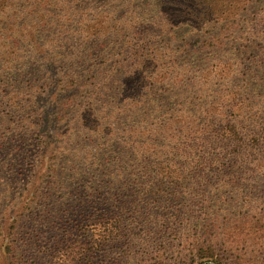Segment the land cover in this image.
Masks as SVG:
<instances>
[{
	"label": "trees",
	"instance_id": "1",
	"mask_svg": "<svg viewBox=\"0 0 264 264\" xmlns=\"http://www.w3.org/2000/svg\"><path fill=\"white\" fill-rule=\"evenodd\" d=\"M66 1L0 0V143L19 135L25 141H36L38 154L48 157L39 166V180L32 183V191L24 190L25 195L29 194L18 205L20 216L33 205L48 200L46 188L65 191L62 180L70 178L68 175L83 177L81 166L71 161L64 144L90 133L96 137L91 141L96 142V173H100L96 177L97 188L103 183L110 188L118 185L136 199L133 204L159 206L156 202L162 205L174 199L172 210L164 209L168 214L163 218L156 217L154 212L141 224L147 225L148 220L154 219L155 235L164 230L160 235L165 238H160L159 246L164 245L166 238L184 240L188 254L181 264H192L194 260L198 264H255L239 252L217 250L218 238L192 240V223L188 222L191 218L178 209L184 194L206 181L207 175L215 176L224 187L227 177L228 186L236 185L242 181L244 169L250 171L253 165L264 164V110L258 112L247 105L241 76L240 84L234 82V87L232 81H226L225 70L236 71L239 58L234 54L229 59L220 56L228 44L242 39L241 28L236 26L246 4L233 18H224L219 28L206 29L202 21L216 18L214 10L201 14L200 3L188 0L187 7L180 0H171L169 6L184 9L192 15L188 18L196 22L194 30L167 35L170 40H181L176 47L181 53L178 59L171 55L144 58L137 46L129 51L131 56L122 52V46L115 54L96 52L98 47L107 48L105 41L96 47V43L79 40L85 35L80 30L95 31L96 36L95 20L73 33L72 23L64 20L61 10ZM255 2L249 0L248 5ZM76 16L82 21L80 16L84 13L73 14L69 21ZM212 21L215 20L209 22ZM47 30L50 36H44ZM98 33L103 34L100 30ZM171 44L170 41L163 49L171 50ZM206 54L219 64L209 65L210 72L198 65L202 75L196 74L194 62L188 64V57L210 58ZM254 69L251 66L248 71ZM210 74L225 81V90L217 97H207V91L201 89L194 92L201 83L200 77L208 81ZM92 86H96V110L94 99L91 105L79 110L78 101ZM75 125L80 128L76 135ZM52 205V209L58 207ZM121 212L101 219L105 222L92 216L78 224L87 245L100 250L125 235L138 236L134 223H129H136L137 218L124 220ZM133 213L137 215L139 210ZM2 222L0 262L24 264L19 241L22 221L6 217Z\"/></svg>",
	"mask_w": 264,
	"mask_h": 264
},
{
	"label": "rangeland",
	"instance_id": "2",
	"mask_svg": "<svg viewBox=\"0 0 264 264\" xmlns=\"http://www.w3.org/2000/svg\"><path fill=\"white\" fill-rule=\"evenodd\" d=\"M170 1L67 0L64 2L66 7L61 10L64 12V20L72 23L73 33L90 20H95L96 36L95 31L86 33L80 30V33L85 35L79 40L96 43V47L98 43L100 45L105 41L107 48L98 47L99 50L97 48L96 52L103 50L115 54L120 52L119 47L122 46V52L129 53L133 46H137L143 52L144 58H148V55L160 57L171 55L179 59L181 53L176 47L180 45L181 40L177 37L170 40L167 35L194 30L196 22L188 18L192 15L186 13L184 9L169 6ZM185 1L188 0H180L179 3L190 7V3ZM192 1L195 4L200 3L198 10L203 11L201 14L206 12L205 10H214L218 15L216 18L202 21L206 29L219 28L224 18L228 16L233 18V14L241 11L243 4H246L244 5L246 8H243L239 15L240 24L236 26L241 28L242 39L231 45L228 44L226 51L220 56L224 58L229 56L227 58L229 59L234 54L239 58L236 71H230L229 68L225 70L226 81H232L234 87V82L240 84L241 76L244 80L242 84L247 105L255 111L262 112L264 110V0H256L250 6L249 0H243L241 3H239L241 0H190L189 2ZM80 12L84 13V16H80L82 21L77 20V16L69 21L73 14ZM211 19L219 22H209ZM186 22L192 23L183 24ZM98 30L103 34H99ZM44 36H50V31L47 30ZM170 41L171 50L163 49ZM129 55L131 56V53ZM206 56L210 58L202 56L200 57L202 59L192 60V56L188 57V64L194 62L196 74L199 72V75H202V71L196 68L198 65H203L206 69L209 65L211 67L219 64L211 55L206 54ZM251 66L255 67L253 72L248 71ZM245 74L247 75L243 76ZM210 75L212 78L208 81L200 77L201 83L194 92L201 89L207 91V97H217L225 90V81L220 82L219 76ZM221 83L224 84L220 85ZM96 86H92L90 91H86L87 93L81 96V100L78 101L79 110H83L82 106L91 105L93 99L96 110ZM153 99L154 97L148 100ZM145 107L148 108L147 105ZM79 129V126L75 125L73 133L76 135ZM8 130L9 128L7 132ZM7 136L9 139L10 136ZM79 137L80 139L74 137L73 140L66 141L64 146H68L71 161L81 166L80 174L83 177L68 175L70 178L62 180L65 191L52 192L51 186L46 188L45 199L48 200L38 206L33 205L32 209L21 216L22 211L18 212L20 208L18 205L21 201L27 200L29 194L26 192L25 195L24 190L32 191V183L39 180L37 176L39 166L42 162H47L48 157L38 154L36 141H25L19 135L15 136L14 140L9 139L0 143L2 145L0 147V232L4 231L1 229V226L4 227L2 219L19 218L22 221L19 241L24 253V264H155L157 262L181 264V260L188 254L185 241L171 237L170 240L166 238L164 245L159 246L160 238L162 236L165 238L164 235H160L164 230H158L160 231L156 232L158 236L155 235L154 219L148 220L147 225L141 224L142 220L154 212H157L156 217L163 218L164 214H168L164 209L172 210L174 199L167 200L162 205L156 202L159 206L145 205L146 203L133 204L136 203V199L118 185L110 188L103 183L97 188L96 177L100 176V173H96V142L91 141L96 140V137L90 133ZM86 154L91 157H87ZM243 172L245 173L240 184L232 183L228 186L230 178L227 177L225 187L216 180L215 176L207 175L206 181L197 187L193 186V190L184 194L178 209L186 211V215L191 218L188 222L192 223V240L218 238L220 245L217 250L239 252L248 261L264 264V164L259 167L253 165L250 171L244 169ZM259 187H262V190H257ZM3 197H6L4 200L6 203L1 201ZM111 198L115 199L112 201ZM115 200L117 202L114 203ZM52 204L58 207L52 209L54 208ZM136 209L139 210L137 215L133 213ZM120 210H122L120 216L124 220L137 218L136 223L132 221L129 223H134V227L137 228L136 233L139 235H125L112 245L93 250L85 242L87 238H84L77 229V225L92 216L96 217V221L112 218L118 215ZM170 214L173 215V212ZM186 219L189 218H184L185 221ZM147 230L153 232L148 233ZM192 264H198L197 260Z\"/></svg>",
	"mask_w": 264,
	"mask_h": 264
}]
</instances>
